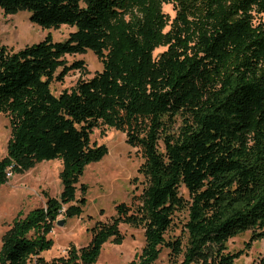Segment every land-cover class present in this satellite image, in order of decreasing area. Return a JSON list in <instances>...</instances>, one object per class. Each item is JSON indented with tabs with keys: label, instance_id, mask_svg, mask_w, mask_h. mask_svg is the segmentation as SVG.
<instances>
[{
	"label": "trees",
	"instance_id": "trees-1",
	"mask_svg": "<svg viewBox=\"0 0 264 264\" xmlns=\"http://www.w3.org/2000/svg\"><path fill=\"white\" fill-rule=\"evenodd\" d=\"M162 3L175 10L168 28ZM0 8L27 10L43 28L75 27L63 41L47 32L17 51L0 43V112L11 128L0 183L37 161L63 162L59 197L15 218L0 264H93L105 241L123 240L121 224L144 230L128 264H153L162 247L170 264H234L264 240V0H0ZM133 9L139 15L124 19ZM88 49L102 69L55 95L52 81L84 68L65 56ZM100 124L137 149L144 186L137 202L96 221L86 244L47 259L53 222L82 213L88 186L77 197L79 178L108 151L91 142ZM246 231L244 247L228 251Z\"/></svg>",
	"mask_w": 264,
	"mask_h": 264
},
{
	"label": "rangeland",
	"instance_id": "rangeland-1",
	"mask_svg": "<svg viewBox=\"0 0 264 264\" xmlns=\"http://www.w3.org/2000/svg\"><path fill=\"white\" fill-rule=\"evenodd\" d=\"M161 11L165 13L167 28L174 24L175 10L170 3H162ZM136 9L124 14V19L131 20L138 16ZM30 12L19 10L16 13L5 14L0 8V43L9 49L17 51L27 44L41 41L50 32L54 41H63L75 27L62 24L59 28H43L29 20ZM165 47H159L158 54ZM67 62L82 59V70L70 71L63 82L52 81L51 91L58 95L63 89H71L77 80L88 79L96 71L102 69V63L94 52L88 49L84 53L66 55ZM180 120L177 119V127ZM11 136L9 119L0 112V159L6 155L8 141ZM91 142L104 144L107 153L97 161L85 166L77 183L76 196H81L80 184L88 186L85 192V203L82 213L66 218L58 215L57 220H63L61 225L53 222L47 238L52 243L42 251V255L50 259L64 255L70 245L79 248L90 239L89 228L98 220H108L115 214L114 206L119 202L131 204L137 202L144 186L143 175L138 172L142 157L136 148L125 141L124 133L114 127L100 124L91 133ZM62 159L37 161L33 166L18 172H11L5 183H0V247L3 235L10 229L17 217H24L31 209L45 205L46 195L59 197L62 191L60 173ZM177 222V220H175ZM124 235L123 240L103 243L97 260L93 264H128L140 253L144 245V230L141 227L120 225ZM179 226L169 231L166 237L179 234ZM250 237V231L232 237L227 241V250L236 252L242 249ZM264 256V240L255 241L250 249L234 260V264H257ZM153 264H170L168 249L162 247L158 258Z\"/></svg>",
	"mask_w": 264,
	"mask_h": 264
},
{
	"label": "water",
	"instance_id": "water-1",
	"mask_svg": "<svg viewBox=\"0 0 264 264\" xmlns=\"http://www.w3.org/2000/svg\"><path fill=\"white\" fill-rule=\"evenodd\" d=\"M56 223L61 225L63 223V220H57Z\"/></svg>",
	"mask_w": 264,
	"mask_h": 264
},
{
	"label": "built area",
	"instance_id": "built-area-1",
	"mask_svg": "<svg viewBox=\"0 0 264 264\" xmlns=\"http://www.w3.org/2000/svg\"><path fill=\"white\" fill-rule=\"evenodd\" d=\"M9 174H10V172L7 173V175H9Z\"/></svg>",
	"mask_w": 264,
	"mask_h": 264
}]
</instances>
